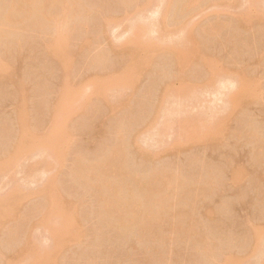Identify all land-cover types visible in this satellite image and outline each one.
<instances>
[{"label":"rangeland","instance_id":"obj_1","mask_svg":"<svg viewBox=\"0 0 264 264\" xmlns=\"http://www.w3.org/2000/svg\"><path fill=\"white\" fill-rule=\"evenodd\" d=\"M54 2L0 8V264H264V0ZM77 159L124 165L161 234L117 228Z\"/></svg>","mask_w":264,"mask_h":264},{"label":"bare ground","instance_id":"obj_2","mask_svg":"<svg viewBox=\"0 0 264 264\" xmlns=\"http://www.w3.org/2000/svg\"><path fill=\"white\" fill-rule=\"evenodd\" d=\"M9 1H10V0H9ZM11 1H12V2H11ZM11 1H10V3H9V8H7L8 3H7V6H5V7H6L7 14H6V12L2 9V7H3L4 5H2V7L0 6L1 10H3V11L5 12L4 16H5L6 18H3L4 16H2V13H0L1 17L3 18V21L5 20V22H8L7 25H11V24L13 25L14 23H16V22L13 23V21H14V19H15V17H16L15 15H17V13H20V14H18V17H19V16L21 17V18H20V23L23 22V26H24L23 28H25L26 26H28V27H27L28 29L31 28V27L29 26V24H31V23H26L27 25L25 26L24 21H25V22H27V21H28V22H34V21L39 22V21H42V20L46 17V16L43 14V13H45L44 10H43V9H45V8L42 7V6H43L42 4H44L46 1H47V2H51V0H50V1H48V0H46V1H44V0H43V1L35 0V1H34V5H33V2L30 1V0H29V2H27L28 0H27V1H26V0H11ZM59 1H60V2H59L58 4L61 3V0H59ZM66 1H67V0H66ZM66 1L63 0V5H64V6L68 4V2H67V4L65 3ZM30 2H32V3H31L30 5H27V4L30 3ZM36 2H38V3L41 2L42 4L39 3V4H40V5H39V4L36 3ZM53 2H54V0H53ZM35 3H36V4H35ZM54 3H56V2H54ZM83 3H85V2H82V4H83ZM127 3H128V2H127ZM2 4H3V3H2ZM5 4H6V3H5ZM50 4H51V3H50ZM78 4H81V3H78ZM0 5H1V3H0ZM36 5H38V7H37ZM47 5H49V4H47ZM53 5H54V4H53ZM53 5H52V6H53ZM61 5H62V4H61ZM61 5H60V6H61ZM63 5H62V7H60L61 9L63 8ZM69 5H70V4H68V6H66V7H68V8H67V11H70V10L72 9L71 6H70L71 8L69 7ZM39 6H40V8H43V9H39ZM45 6H46V4H45ZM50 6H51V5H50ZM52 6H51V7H52ZM75 6H76V5H74V7H75ZM79 6H80V5H79ZM79 6L77 5L76 8H77V7L79 8ZM5 7H4V8H5ZM84 7H87V9L84 8ZM84 7H83V9H81L82 11H80V15H81L83 12H85L86 14L89 12V14H90V10H88V8H89V7H88V4L85 3V4H84ZM46 8H47V6H46ZM78 8H77V9H78ZM58 9H59V8H58ZM61 9H60L59 11H61ZM63 9H64V8H63ZM69 9H70V10H69ZM77 9H76V10H77ZM85 9H86V10H85ZM35 10H36V11H35ZM37 10H38V13H42V16H43V15L45 16L42 20H40V18H42V17H40V16H41L40 14H39L38 20H36V19H37L36 16H38V15H35V16H34V20H33V21H32L31 19H29V20H31V21L26 20V19L24 20V18H27V17H28V16H26V15L32 14L33 12L37 13ZM45 10L47 11V9H45ZM76 10H73V9H72L70 12L72 13L73 11L75 12ZM83 10H84V11H83ZM3 11H0V12H3ZM40 11H41V12H40ZM77 11H79V10H77ZM77 11H76L75 13H74V12H73V13H74V15H77V16H78V15H79V12L77 13ZM86 11H88V12H86ZM63 12H65V14L68 13V12H66L65 10H64V11L62 10V11H61V16H59L60 13H58V12L56 13V12H55V13L61 18V20H62V18H64V17H62V16H63L62 14H64ZM21 13L24 14V15H23L24 17L21 16ZM25 13H26V14H25ZM35 13H34V14H35ZM71 13H70V14H71ZM85 13H84V14H85ZM45 14H47V12H46ZM48 14H51V13H48ZM53 14H54V13H52V16H53ZM56 14H55V15H56ZM6 15H7V16H6ZM30 16H31V15H30ZM30 16H29V17H30ZM32 16H33V14H32ZM47 16H48V15H47ZM58 16H57V17H58ZM87 16H88V15H87ZM1 17H0V20H1ZM13 17H14V19H13ZM29 17H28V18H29ZM54 17H55V16H54ZM54 17H53V18H54ZM67 17H68V15H67ZM79 17H80V16H79ZM81 17H82V15H81ZM81 17H80V18H81ZM85 17H86V16H84V18H85ZM55 18H56V17H55ZM82 18H83V17H82ZM86 18H87V17H86ZM86 18H85V19H86ZM49 19H50V18H49ZM56 19H57V18H56ZM58 19H59V18H58ZM15 20H18L17 17H16ZM44 20H46V18H45ZM44 20H43V21H44ZM47 20H48V19H47ZM141 20H142V19H141ZM3 21H1V23H2ZM43 21H42V22H43ZM66 21H67L66 19H65V22H64V19H63V21H62V22L65 23L64 26L66 25ZM159 21H160V20H159ZM17 22H18V21H17ZM68 22H69V21H68ZM3 23H4V22H3ZM3 23H2V24H3ZM20 23H19V24H20ZM138 23H139V22H138ZM157 23H158V22H157ZM2 24H1V25H2ZM17 24H18V23H17ZM43 24H44V22H43L42 24H40V25L42 26ZM4 25H6V23H5ZM7 25L4 26V27H6V29H7L6 31L8 32V28H7L8 26H7ZM21 25H22V24H21ZM31 25H32V24H31ZM85 25H86V23H85ZM135 25H136V24H135ZM135 25H134V26H135ZM138 25H140V23H139ZM157 25H158V24H157ZM2 26H3V25H2ZM140 26H141V25H140ZM155 26H156V23H155ZM14 27H16V25H14ZM37 27H39V25H38ZM37 27H36V28H37ZM9 28H10V27H9ZM59 28H60V27H59ZM59 28H58V29H59ZM136 28H137V26L135 27V30H136ZM2 29L4 30V28H1V27H0V31H1V32H2ZM25 29H26V28H25ZM59 30H60V29H59ZM10 31L13 32V30H10ZM10 31H9V32H10ZM131 31H132V30H131ZM136 31H137V30H136ZM5 33H6V32H5ZM5 33L3 32L2 34H5ZM61 33H62V32H60L59 34H61ZM63 33H64V32H63ZM55 34H56V33H55ZM57 34H58V33H57ZM0 35H1V34H0ZM5 35H6V34H5ZM3 36H4V35H3ZM60 36H61V35H60ZM60 36L57 35V38L60 37ZM64 36H65V34H64ZM64 36H62V37H64ZM55 37H56V35H55ZM62 37L59 38V41H60V39H62ZM0 38H1V37H0ZM66 38H68V36H65V39H66ZM54 39H56V38H53V39H52L54 43H55L56 41L58 42V40H54ZM19 41H20V40H19ZM63 41H64V40H61V44H62V45H64L65 42L67 43V40H65V42L62 43ZM58 43H59V42H58ZM58 43H55V44H54V47H55L54 50H55V51H57L56 48H57V46H58ZM59 44H60V43H59ZM61 44H60V46H61V48H63V46H62ZM55 45H56V46H55ZM60 46H58V47H59L58 50L61 49ZM65 47H67V46L65 45ZM65 50H66V49H65ZM50 51H52V50L50 49ZM52 52H53V51H52ZM52 52H48V54H49V53H52ZM59 52H60V51H59ZM62 52H63V53H62ZM54 53H55V52H54ZM54 53H52V54H54ZM56 53H57V52H56ZM136 53H137V52H136ZM52 54H51V55H52ZM60 55H61V56H60ZM62 55H63V56H62ZM65 55H67L66 51H65V54H64V50H62V51L60 52L59 55H56V57H57V56H60V59H61V57L64 58ZM53 56H54V55H53ZM53 56H51V57H53ZM53 58H55V57H53ZM67 58H68V57H67ZM55 59H56V58H55ZM57 60H58V59H57ZM61 61L63 62L64 59H61ZM62 62H61V63H62ZM67 62H68V60H67ZM67 62H66V63H67ZM139 62H140V61L137 60V66H138V67H141V65L139 64ZM58 63H60V60H58ZM61 63H60V64H61ZM62 64H63V63H62ZM0 67H1V66H0ZM0 69H3V67L0 68ZM0 71H1V70H0ZM1 72H2V71H1ZM1 72H0V73H1ZM57 113H58V112H57ZM57 113L55 112V115H56ZM56 118H57V115L54 116L55 122L57 121ZM19 143H20V144H19ZM19 143L17 144L18 146L15 145V148H16V146H17V148H18V149L16 148L17 151H16V149L14 150V153H15V154H17L16 152H18V150H20L19 148L22 146V145H21V142H19ZM22 143H23V145H25L24 142H22ZM22 148H24V146L21 147V149H22ZM115 149H116V148H115ZM115 149H114V150H115ZM15 151H16V152H15ZM116 151H117L118 153L120 152L119 147L116 149ZM19 152H20V151H19ZM19 152H18V153H19ZM11 153H12V152H11ZM8 155H9V154H8ZM12 156H14L13 153H12ZM12 156L10 155L11 160L14 158V157H12ZM10 157H9V158H8V157L6 158L7 161H8V160L11 161V160H10ZM119 158H120V156H119ZM122 159H123V157H122ZM122 159H119L117 162H115V163H113V164L116 165V164H118V163H121V162H122ZM77 160H78V159H77ZM82 160H83V159H82ZM79 161H80V160H78L77 165L75 164L77 167H78V163H79ZM83 161H84V160H83ZM123 161H124V160H123ZM80 162H81V161H80ZM84 162H85V161H84ZM95 162L98 163L99 161L95 160L94 163H95ZM108 162H109V161H108ZM108 162L105 161L106 165H105L104 162H103V164L101 163V165H100L99 163H98V165H97V163H96L95 165H93V163H91V164H88L89 166H88L87 164H80V168H79V167H78V168L82 170L80 173L83 172V175H82V176H85V178L87 179V181H88V179H89V180L92 182V183L90 182L91 184L94 183L93 186H95V181H98V182H100V183L102 182V184L104 185V187H105V190H103V192H104V193H103V194H104V199H103V200H104V201H103V202H104V209H105L107 212H110V213H111L110 216L112 215V216H111L112 218H115V219H114L115 221H113L112 223L115 222L114 225H115V224H118V225H115L117 228H118L119 224H121V225H120V226H121V229H122L123 227H126V228H129V227H131V226L134 227V225H136L135 227H137V229H139L138 226H140V225L142 226V224H143L142 222H144V223L147 222V221L145 222V221H142V220H141V219H145V218L147 217V216H146L145 218H141V216L145 214V213H143V209H142V203H143V202H142L141 200H138V199L136 198V196H133L135 193L132 194L131 198H130L128 201H126L127 199H125V200L119 199V198L116 196V195H117V192L119 193L120 190H121V188L124 186V185L122 186L121 183H120V182L118 183V181L116 180L117 176H118V177H120V176L123 177V175H120V176H119L118 174H121V173H119V169L121 170V168L124 166V165H123L124 162H123V164L121 163L123 166H120V168L118 169V171H117L118 174L115 173L116 170H114L115 172L113 171V173L116 174V175L113 174V176H115L114 179H107V178L109 177V175H108V176L106 175L107 169H108V173H107V174H109V167H108L109 164H107ZM4 163H6V162H4ZM81 163H83V162H81ZM85 163H87V162H85ZM104 165H105V168L103 167L102 169H103V171H104V170H106V171H104V173H103V171L99 170V167H100V166L102 167V166H104ZM107 165H108V166H107ZM119 165H120V164H119ZM119 165H116V166L119 167ZM77 167H76V168H77ZM101 167H100V169H101ZM106 168H107V169H106ZM75 171H77V170H75ZM79 171H80V170H79ZM97 171H101L103 174H99V172H97ZM120 172H121V171H120ZM122 172H123V170H122ZM75 173H77V172H75ZM78 173H79V172H78ZM80 173H79V174H80ZM159 173H160V172H159ZM104 174L107 176V178H106L105 176H104V177L102 176V175H104ZM76 175H78V174H76ZM129 176H130V175H129ZM155 176H157V174H156ZM155 176H154V177H155ZM78 177H79V176H78ZM122 177H121V180H122ZM160 177H161V176H160ZM160 177H158V178L155 177V178H157V179L154 180V181L160 180ZM83 178H84V177H83ZM91 178H93V179L91 180ZM124 179H125V177H124ZM151 179H152V178H151ZM93 180H95V181H93ZM149 180H150V179H149ZM122 181H124V180H122ZM122 181H121V182H122ZM150 182L152 183V181H148L149 185H150ZM88 183H89V181H88ZM148 183H146V185H145V184H144V185H145L146 187H148ZM157 183H158V181H157ZM205 183H206V182H205ZM122 184H123V183H122ZM158 184H159V183H158ZM98 185H99V184L97 183V187H98ZM153 185H155V186L157 187L156 182H153ZM200 185H201V184H200ZM207 185H208V183H207ZM89 186H90V185H89ZM91 186H92V185H91ZM121 186H122V187H121ZM128 186H129V184L127 185V187H128ZM201 186H202V185H201ZM201 186H200V188H201ZM203 186L206 187V185H203ZM129 187H130V186H129ZM129 187H128V191H129ZM146 187H144V188H146ZM153 187H154V186H153ZM99 188H100V187H99ZM149 188L152 189L151 186H150ZM149 188H146L148 191H146V190L144 189V191H145L146 193H144V191H143V193H144L146 196L149 195V194H147V192L149 193V192L151 191V190L149 191ZM157 188H158V187H157ZM198 188H199V186H198ZM203 188H204V187H203ZM118 190H119V191H118ZM154 190H155V189H154ZM154 190H153V191H154ZM133 191H134V190H133ZM101 192H102V191H101ZM201 192H202V191H201ZM203 192H204V191H203ZM153 193H154V192H153ZM188 194H191V193H188ZM145 195H144V197L146 198ZM150 195L152 196V193H150ZM118 196H119V195H118ZM151 196H150V197H151ZM150 197L148 196L147 198H150ZM123 199H124V198H123ZM101 200H102V198H101ZM162 203H163V202H162ZM162 203H161V205L163 206ZM168 205H169V204H168ZM165 207H167V206H165ZM169 207H171V206H169ZM192 207H193V206H192ZM104 209H103V210H104ZM188 210H189V209L187 208V209H186V212L184 211V212H185L184 214L189 213V212H187ZM190 210H191V209H190ZM107 212H106V213H107ZM182 213H183V212H182ZM107 214H108V213H107ZM47 215H49V213H48ZM148 215H149V214H148ZM113 216H115V217H113ZM144 216H145V215H144ZM44 217H45V216H44ZM44 217H43L42 219H44ZM142 217H143V216H142ZM148 217H149V219L152 218L153 221H154V218H153V217H150V216H148ZM186 217H190V218L192 217V215H191V211H190V216H186V215H185L184 218L186 219ZM140 218H141V219H140ZM182 218H183V217H182ZM184 218H183V219H184ZM146 219H147V218H146ZM155 219H156V218H155ZM191 219H192V218H191ZM139 220H140V222H139ZM116 221H117V222H116ZM151 221H152V220H151ZM151 221H150V222H151ZM154 223H155V221H154L152 224L149 223V225H148V222H147V224H143L144 226H146V225L149 226V228H148L146 231H148L150 228H152V227H150V225L153 226ZM111 225H112V224H111ZM137 225H138V226H137ZM190 225H191V224H190ZM120 226H119V227H120ZM144 226H142V227H144ZM147 226H146V228H147ZM116 227H115V228H116ZM144 228H145V227H144ZM187 228H188V227H187ZM189 228H190V227H189ZM189 228H188L187 230H189ZM124 229H125V228H124ZM153 229L156 230V229H158V228L156 227V229H155V227H154ZM153 229H151V230H153ZM185 229H186V228H185ZM192 229H195V228H193V226H192ZM192 229H191V230H192ZM133 230H134V228H133ZM151 230H149V231H151ZM154 230H153V231H154ZM158 230H159V229H158ZM158 230H156V231H158ZM191 230H190V231H191ZM127 231H128V229H127ZM127 231H126V232H127ZM140 231H141V229H140ZM142 231H143V229H142ZM156 231H155V232H156ZM56 232H60V230L57 229ZM123 232H124V231H123ZM143 232H144V231H143ZM159 232H160V231H158V233H159ZM188 232H189V231H188ZM192 232H193V231H192ZM192 232H191V233H192ZM194 232H196V229H195ZM145 233H146V232H145ZM147 233H148V232H147ZM150 233H151V232H149V234H150ZM152 233H153V232H152ZM152 233H151V234H152ZM185 233H186V232H185ZM189 233H190V232H189ZM189 233H188V234H189ZM191 233H190V235L193 236V234H191ZM197 233H198V232H197ZM159 234H161V232H160ZM143 235H144V233H143ZM146 235H147V234H146ZM154 235H157V234H154ZM193 237H195V236H193ZM196 237H199V235L196 236ZM202 241H203V240H202ZM203 242H204V241H203Z\"/></svg>","mask_w":264,"mask_h":264}]
</instances>
